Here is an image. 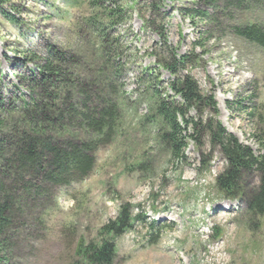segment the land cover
I'll return each mask as SVG.
<instances>
[{"label":"rangeland","instance_id":"obj_1","mask_svg":"<svg viewBox=\"0 0 264 264\" xmlns=\"http://www.w3.org/2000/svg\"><path fill=\"white\" fill-rule=\"evenodd\" d=\"M103 1L124 10V20L106 31L123 68L119 129L97 150L94 167L84 179L54 190L53 204L43 211V227L33 223L34 211L9 232L14 246L9 261L0 264H69L76 244L97 240L98 229L115 220L122 208L139 217L115 240L117 264H264V215L252 218L242 203L220 195L214 180L225 161L218 151L206 139L202 146L189 141L185 161L175 162L146 118L154 89L171 94L168 72L157 67L151 55L158 43L153 30L164 28L177 54L190 52L203 22H192L180 11L194 0ZM88 2H0V12H8L16 22L0 15V101L19 97L12 85L31 66L21 59L23 52L43 51L47 42L77 52L92 47L85 26L93 12ZM227 17L220 15L222 32L216 31L204 49H194L199 60L188 71L203 93L213 94L216 119L224 128L255 154H264L259 144L264 137V49L231 30L244 23L264 26V8ZM89 105L100 107L96 99ZM17 142L11 138L12 145ZM0 168L2 173L5 168ZM2 177L9 183L14 170ZM153 220L166 228L156 233L149 228Z\"/></svg>","mask_w":264,"mask_h":264},{"label":"trees","instance_id":"obj_2","mask_svg":"<svg viewBox=\"0 0 264 264\" xmlns=\"http://www.w3.org/2000/svg\"><path fill=\"white\" fill-rule=\"evenodd\" d=\"M88 3L93 12L85 26L92 47L77 52L47 42L43 51L23 52L21 59L31 66H27L18 84L12 85L20 92L19 97L0 101V165L5 168L0 172V261H9L14 246L9 232L25 224L34 211L37 214L33 223L43 227V211L53 204L54 190L84 179L94 167L97 150L108 144L119 129L123 68L118 66L116 48L106 31L124 20V10L112 8L103 0ZM192 5L180 12L192 22H203V28L197 31L190 52L177 54L168 45L164 28L153 30L158 43L151 55L157 67L168 72L166 85L171 94L154 89L146 118L169 159L175 162L185 161L189 141L202 146L206 139L225 161L214 180L220 195L242 203L252 218L263 216L264 154H255L224 128L216 119L213 94L203 93L188 69L199 60L194 49H204L216 31L224 29L220 15L226 13L231 20L239 10L264 8V0H194ZM0 13L16 23L8 12ZM231 30L264 49V26L244 23L233 25ZM156 81L161 83L158 76ZM95 99L100 105L97 109L89 105ZM14 136L18 142L12 145ZM259 144L264 151V137ZM10 169L14 177L6 183L2 174ZM138 217H132L125 208L119 210L115 220L98 229L97 240L76 244L69 264H117L115 240ZM149 228L159 233L166 227H159L153 220Z\"/></svg>","mask_w":264,"mask_h":264},{"label":"bare ground","instance_id":"obj_3","mask_svg":"<svg viewBox=\"0 0 264 264\" xmlns=\"http://www.w3.org/2000/svg\"><path fill=\"white\" fill-rule=\"evenodd\" d=\"M223 207L226 208V204Z\"/></svg>","mask_w":264,"mask_h":264}]
</instances>
